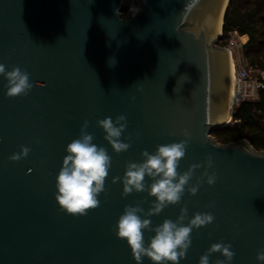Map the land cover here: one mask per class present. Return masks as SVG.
I'll return each instance as SVG.
<instances>
[{
  "label": "water",
  "instance_id": "95a60500",
  "mask_svg": "<svg viewBox=\"0 0 264 264\" xmlns=\"http://www.w3.org/2000/svg\"><path fill=\"white\" fill-rule=\"evenodd\" d=\"M130 1L134 8L127 0H0V63L6 71L26 70L33 85L27 96L9 98L0 76V264H136L116 224L126 205L139 202L147 211L155 197L124 196L113 177H123L128 162H142L143 150L185 139V129L189 146L177 171L201 167L180 203L142 218L155 227L176 221L181 207L188 219L211 212L215 221L193 229L179 264H198L217 242L231 243V264H260L264 152L246 139L221 144L211 136L231 119L230 59L217 45L228 0ZM118 115L127 119L121 141L131 144L120 154L97 125ZM85 120L112 165L99 207L80 216L60 210L55 184L66 146ZM21 146L30 148L28 156L11 161ZM209 158L215 184L203 182L190 195ZM154 235L144 231L145 246ZM218 259L224 258L212 254L210 264ZM142 264L152 262L145 257Z\"/></svg>",
  "mask_w": 264,
  "mask_h": 264
},
{
  "label": "clouds",
  "instance_id": "9594fccd",
  "mask_svg": "<svg viewBox=\"0 0 264 264\" xmlns=\"http://www.w3.org/2000/svg\"><path fill=\"white\" fill-rule=\"evenodd\" d=\"M110 64L114 65L115 60H110ZM0 76L7 81L4 87L9 98L27 96L33 88L30 74L19 66H13L10 71H6L5 65L0 63ZM97 125L105 132L104 139L115 153L120 154L130 148V142L121 141L122 133L127 128V119L124 115H118L115 120L111 117L99 119ZM88 127L89 121L85 120L79 136L67 144V155L63 158L55 184V200L60 210L80 216L87 215L88 210L99 207L98 196L105 191V180L112 165V158L107 149L93 143L94 135L87 131ZM183 136L185 139L179 142L158 145L154 153L143 150L142 162H128L123 177H113V183L123 184L124 196L146 191L150 197H155L147 211L139 202L135 206L126 205L116 224V235L126 240L136 264H142L145 257L152 264L166 262L179 264L191 247L193 229L205 227L215 221V216L211 212H197L188 219L187 207H181L176 221L165 219L155 227L152 226L151 219L142 218V215L144 217L159 215L167 206L180 203L194 171L201 167L200 164H193L183 173L177 171L179 162L189 146L190 133L185 129ZM29 152V147L21 146L20 152L13 153L9 159L14 162L20 161L26 158ZM204 166L206 170L198 178L197 183L187 188L190 195L195 196L203 182L212 186L217 180L214 172L210 174L207 171L213 167L211 158ZM146 177L152 181L151 184L147 183ZM213 206L214 204L209 205ZM185 220H188L187 224H184ZM145 230L155 233L147 246L144 239ZM214 253H220L224 258L218 259L216 264H231L235 257L231 243L217 242L200 256L198 264H210V256ZM256 259L260 264H264V250L257 252Z\"/></svg>",
  "mask_w": 264,
  "mask_h": 264
},
{
  "label": "trees",
  "instance_id": "16d2710c",
  "mask_svg": "<svg viewBox=\"0 0 264 264\" xmlns=\"http://www.w3.org/2000/svg\"><path fill=\"white\" fill-rule=\"evenodd\" d=\"M231 31H236L241 39L247 64L264 70V0H228L222 36ZM211 136L221 144L246 139L255 150L264 152V90L258 92L256 99L235 107L230 123L212 131Z\"/></svg>",
  "mask_w": 264,
  "mask_h": 264
},
{
  "label": "built area",
  "instance_id": "2783aa9c",
  "mask_svg": "<svg viewBox=\"0 0 264 264\" xmlns=\"http://www.w3.org/2000/svg\"><path fill=\"white\" fill-rule=\"evenodd\" d=\"M231 33H235L234 37L227 39L223 48L227 51L232 62V97L234 100L231 107L232 112L241 102L257 98L258 92L264 90V70L243 65L242 60L234 56L235 50L242 47V42L236 31H231ZM219 40H221V37ZM240 61L241 66H239Z\"/></svg>",
  "mask_w": 264,
  "mask_h": 264
},
{
  "label": "rangeland",
  "instance_id": "374dc122",
  "mask_svg": "<svg viewBox=\"0 0 264 264\" xmlns=\"http://www.w3.org/2000/svg\"><path fill=\"white\" fill-rule=\"evenodd\" d=\"M131 5H132L131 1H130V0H127V6H128V8H130ZM131 8H132V7H131ZM127 11H128V10H127ZM123 14L126 15L127 12H123ZM221 33H222V31H221ZM234 34H235V33H231V32H229L226 36H224V37L222 36V39L218 41V46H219V47L221 46V47L223 48V46L226 45V40L229 39L230 37H234ZM234 56H235L236 58H239L240 60H242V64H243V65H246V66H248V67H251V66H249V65L247 64V62L244 60V57H243V54H242V47L237 48V49L235 50V52H234ZM230 64H231V63H230ZM239 66H241V61H240V63H239ZM229 90H230V88H229ZM254 99H256V98H254ZM254 99H253V100H254Z\"/></svg>",
  "mask_w": 264,
  "mask_h": 264
},
{
  "label": "bare ground",
  "instance_id": "6f19581e",
  "mask_svg": "<svg viewBox=\"0 0 264 264\" xmlns=\"http://www.w3.org/2000/svg\"><path fill=\"white\" fill-rule=\"evenodd\" d=\"M132 8H134V6H132ZM221 23H222V14L219 20V25L217 28V32L220 33L221 31ZM230 63L232 64V62L230 61ZM230 64V77H229V96H228V108L232 107L233 104V97H232V84H233V71H232V65Z\"/></svg>",
  "mask_w": 264,
  "mask_h": 264
}]
</instances>
